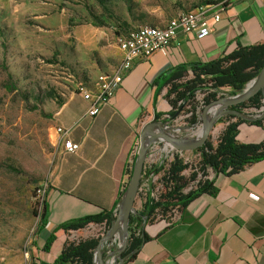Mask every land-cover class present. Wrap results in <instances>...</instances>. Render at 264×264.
I'll list each match as a JSON object with an SVG mask.
<instances>
[{"label": "crops", "instance_id": "0c3cea01", "mask_svg": "<svg viewBox=\"0 0 264 264\" xmlns=\"http://www.w3.org/2000/svg\"><path fill=\"white\" fill-rule=\"evenodd\" d=\"M217 13L220 19L214 21L211 15ZM207 14L208 35L178 34L166 55L155 53L135 62L94 120L86 116L87 103L73 96L55 114L56 126L70 128L69 139L81 147L75 154H64L56 136L61 160L43 199L47 217L34 236L33 264H53L69 234L78 232L60 235L44 252L45 242L61 224L87 216H115L142 131L150 124L163 127L173 111L167 81L176 68H185L189 79L187 68L192 65L213 62L237 48L264 45V0H232L223 11L217 5ZM116 49L118 65L121 55ZM262 103L258 112L243 114L264 116V93ZM236 130L237 143L257 145L264 139V120L261 126L241 122ZM176 153L172 149V159ZM206 174L213 194L190 201L171 225L162 222L158 229L154 222L146 224L149 239L122 264H264V159L231 175L210 169ZM99 226L106 227L105 221ZM113 250L109 242L101 247L102 256H108L106 264L115 263Z\"/></svg>", "mask_w": 264, "mask_h": 264}, {"label": "rangeland", "instance_id": "374dc122", "mask_svg": "<svg viewBox=\"0 0 264 264\" xmlns=\"http://www.w3.org/2000/svg\"><path fill=\"white\" fill-rule=\"evenodd\" d=\"M221 1L0 0V264H33L43 207L37 190L45 184L46 190L50 187L61 160L55 114L80 88L91 90L100 73L113 71L117 38L132 28L161 26L180 12L214 7ZM247 89V85L240 91L219 88L216 100L235 98ZM205 95L196 94V124L190 123L189 106H181L154 133L195 141L203 129ZM229 117L223 104L212 109L208 118L215 121L207 140H217ZM172 149L161 139L148 146L130 217L141 211L149 188L157 194L161 187L162 171L146 170L170 162ZM175 151L184 162L198 161L196 150ZM190 173L191 169L184 171L185 176ZM104 229L105 235L110 226ZM133 229L136 222L128 225V233ZM95 234L89 231L82 237ZM122 242L115 234L109 244L118 250Z\"/></svg>", "mask_w": 264, "mask_h": 264}, {"label": "trees", "instance_id": "16d2710c", "mask_svg": "<svg viewBox=\"0 0 264 264\" xmlns=\"http://www.w3.org/2000/svg\"><path fill=\"white\" fill-rule=\"evenodd\" d=\"M264 64V45L257 44L246 48H237L234 52L224 55L219 59L205 64L190 66L191 77L185 79L187 71L178 67L167 81L169 88L167 98L173 111L169 118L173 117L181 106H189L190 123H197L195 109L198 104L196 94L199 91L206 92L203 98V108L216 101V90L228 87L233 91L242 90L253 80ZM80 98L78 92L73 95L75 100ZM81 99V98H80ZM263 93L261 91L249 97L246 101L229 107L230 111L243 114L246 109L259 110L262 106ZM230 119V120H229ZM228 123L220 136L213 143L206 140L196 149L198 161L195 164L184 162L179 154H174L173 159L167 164L153 166L148 173L158 174L162 171L159 180L161 187L157 194L153 195L150 188L145 196L141 211L133 218H129L128 224L136 222L139 231L129 234L126 247L117 254L115 264L125 262L134 257L138 249L149 239L144 231L146 224H154L153 227L161 228L162 222H167L173 210L181 211L187 204L201 194H213L212 185L205 179L207 169L214 173L231 175L241 171L245 166L264 159V139L257 145L239 144L235 140L237 126L244 122L237 115H230ZM264 116L253 118L249 121L255 125L263 124ZM191 169L189 176L184 171ZM152 193V195H151ZM42 213L37 229L46 222V208L42 205ZM111 217L87 216L61 224L57 230L45 242L43 251L47 252L52 243L71 231H81L89 224L99 225L105 221L106 227L112 221ZM109 225V226H110ZM165 229V228H164ZM100 238L80 239L78 241L67 240L60 254L53 264H93L94 250Z\"/></svg>", "mask_w": 264, "mask_h": 264}, {"label": "built area", "instance_id": "2783aa9c", "mask_svg": "<svg viewBox=\"0 0 264 264\" xmlns=\"http://www.w3.org/2000/svg\"><path fill=\"white\" fill-rule=\"evenodd\" d=\"M231 2L232 0H222L218 5L220 11L227 8ZM207 13L208 8L180 12L162 26H138L128 30L124 36L118 37L117 48L121 55L120 63L112 72L100 73L96 77L91 90L80 88L78 91L80 98L88 105L86 116L90 120H94L100 114L102 109L108 105L110 99L113 97L124 74L132 68L135 62L146 60L155 53L166 55L172 41L178 34H195L197 38L208 35L210 28L207 24L209 18ZM211 17L214 21H218L220 19V14H212ZM256 112H258V110H256ZM55 133L62 140L64 154H75L80 150L81 145L69 139L70 128L56 126ZM138 146L139 144L136 147V153ZM176 154L180 156L179 152ZM148 171L149 170H146L145 173ZM46 187L47 185L45 184L37 190V194L43 199L46 193ZM178 217L179 211L173 210L169 215V220L164 222V224L171 225ZM104 228L105 227L99 225L89 224L81 231L70 233L68 238L69 240L73 238L75 241H78L84 239L82 236L89 231H97V234L93 237L101 238L104 236Z\"/></svg>", "mask_w": 264, "mask_h": 264}, {"label": "water", "instance_id": "95a60500", "mask_svg": "<svg viewBox=\"0 0 264 264\" xmlns=\"http://www.w3.org/2000/svg\"><path fill=\"white\" fill-rule=\"evenodd\" d=\"M248 89L242 95L237 96L232 99L226 100H216L213 103L209 104L207 107L203 109L201 119L203 121V129L201 130L200 136L193 142L189 141H180L173 138H169L163 134H155L154 129H159V125L150 124L147 125L142 131L139 138V146L136 153V157L133 163L131 175L129 177V181L127 187L120 198L115 216L111 221L110 229L108 232L99 239L98 245L94 250L93 264H106V260L108 256L103 257L101 253V247L110 241V239L115 236V234L119 235V238H123V242L121 243V247L118 250H113L110 253V256L113 257V262L116 261L117 254L121 252L122 249L126 247L127 240L129 237L128 233V222L130 218V213L132 211V204L135 199L138 186H139V178L140 173L143 167V162L145 159V154L148 146L153 143L156 139H161L168 143L171 147L177 150H196L201 147L205 141L208 139V136L214 125V118H208V114L211 113L212 109L219 105L223 104L226 107V112L229 115H237L244 121H251L253 118H247L245 114H240L238 112L230 111L229 107L235 104H239L243 101H246L249 97L254 95L255 93L261 91L263 93L264 90V64L256 76L255 81H250L248 84ZM261 117V116H260ZM123 262H119L122 264Z\"/></svg>", "mask_w": 264, "mask_h": 264}, {"label": "bare ground", "instance_id": "6f19581e", "mask_svg": "<svg viewBox=\"0 0 264 264\" xmlns=\"http://www.w3.org/2000/svg\"><path fill=\"white\" fill-rule=\"evenodd\" d=\"M168 147V146H167Z\"/></svg>", "mask_w": 264, "mask_h": 264}]
</instances>
